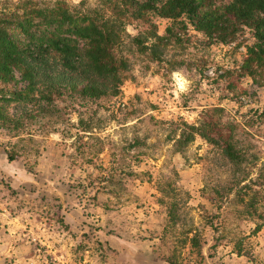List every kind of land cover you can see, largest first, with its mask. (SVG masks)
<instances>
[{
	"label": "rangeland",
	"instance_id": "1",
	"mask_svg": "<svg viewBox=\"0 0 264 264\" xmlns=\"http://www.w3.org/2000/svg\"><path fill=\"white\" fill-rule=\"evenodd\" d=\"M146 29L117 49V96L38 112L0 82L2 114L34 116L0 124V264H264V88L240 73L244 47L177 26L154 61L131 42Z\"/></svg>",
	"mask_w": 264,
	"mask_h": 264
},
{
	"label": "trees",
	"instance_id": "2",
	"mask_svg": "<svg viewBox=\"0 0 264 264\" xmlns=\"http://www.w3.org/2000/svg\"><path fill=\"white\" fill-rule=\"evenodd\" d=\"M157 19L171 22L166 35L158 33ZM133 22L147 29L131 42L154 61L162 60L177 26L192 27L217 43L243 46L240 73L264 88V0H98L95 8L71 6L67 0H19L0 7L2 92L8 102L33 104L38 112H50L42 103L66 97L89 102L117 96L128 66L117 49ZM246 34L249 41L240 39ZM1 111L0 124L9 129L20 128L23 118H34ZM191 129L189 142L195 134L206 137L200 127ZM223 153L235 165L243 159L232 142ZM8 159L14 160L11 155Z\"/></svg>",
	"mask_w": 264,
	"mask_h": 264
}]
</instances>
